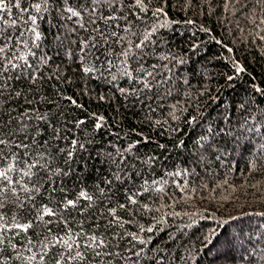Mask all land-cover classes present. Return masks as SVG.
I'll list each match as a JSON object with an SVG mask.
<instances>
[{
    "label": "trees",
    "instance_id": "1",
    "mask_svg": "<svg viewBox=\"0 0 264 264\" xmlns=\"http://www.w3.org/2000/svg\"><path fill=\"white\" fill-rule=\"evenodd\" d=\"M29 2L22 0L24 6ZM70 3L77 6L84 0H70ZM224 4L225 0H211V4L205 0H167L165 5L164 0H152L151 9L165 7L169 21L175 22L158 27L150 38L155 43L149 42L144 50L150 55L131 61L133 68L143 63L149 71H153L152 64L160 65L155 70L161 73L157 79L170 77L166 84L152 92L133 91L141 86L131 84L123 76L118 75L117 81L111 82L109 73H105L107 79H104L86 76L81 71L76 58L77 44L71 41L89 35L100 39L91 32L97 25L88 24L87 13H84V22L88 31L78 29L71 34L67 33L65 25L76 27L74 21L62 20L58 11L41 13L45 18L38 23L43 37L41 47L34 51L37 57L47 54L52 59L45 66L39 59L29 57L33 65H39L41 78L32 83L26 78L31 70L21 75L20 69L5 74L20 75V79L0 78V84L7 85L0 94V125H3L0 133L9 136L6 122L11 114L16 118L10 125L14 131L11 140L31 143V137L35 136L42 144L48 142L38 149H5V152L11 150L21 155L23 151H31L29 159L38 152L43 153L50 168L33 169L38 174L22 181L30 189L39 188V192L25 193L17 185L20 200L8 193L5 206L0 209L10 222L16 216L21 223H33L28 233H7L8 237H14L12 243L17 245L16 251L30 255L24 251L28 238L38 250L40 241L50 235L37 218L38 211L46 205L57 213L55 217L44 218L51 219L47 227L52 233L63 235L61 229L65 228L67 219L74 233L82 226L84 232H95L98 237L111 240L113 245L117 244L114 236H125L119 240V247L113 249L123 257L130 255L127 248L131 237L126 234L139 232L141 225L155 224L152 233H140L142 238L151 237L140 264H264V135L245 134L240 129L245 119L249 125L264 119V95L255 92L253 87L264 88V41L259 38L264 35L260 31L264 25L257 27L259 19L264 18V5L256 0H241V3L230 0L225 9ZM57 5L63 7V0H55L52 8ZM30 11L35 14L34 10ZM123 14L129 16L133 31L143 32L154 24L163 23V17L157 21L151 11L147 15L140 13L142 20L127 10ZM2 15L10 23L19 17V10L13 7L11 13ZM189 20L193 22L187 23ZM117 23L119 27L115 26ZM109 24L111 26L98 21V26L108 36V43L100 51L90 48L87 56L88 62L97 67L100 62L93 60L92 53L100 55L104 49L115 55L105 53L101 61L107 58L119 66L124 59L121 51L127 47L126 40L130 37V33L123 31L126 21H110ZM0 27L15 37L28 25L19 20L17 27L2 23ZM113 31L116 37L111 36ZM56 34L61 35L63 45L55 40ZM28 35L25 33L24 38ZM121 36L126 38L124 42L119 41ZM69 48L73 50L72 58L68 56ZM162 56L169 59L162 60ZM180 60L183 62L179 63ZM165 64L170 72L163 67ZM235 64L244 67L245 72L237 75ZM112 72L117 73V68ZM229 76L233 77L231 81ZM118 87L128 89V94H121ZM169 88L171 95L166 91ZM157 91L159 95L155 94ZM65 97H71L83 107L74 106ZM177 100L180 103L173 109ZM25 109L29 110L31 119L20 116ZM171 112H175L177 118L169 115ZM42 115L47 119H37ZM100 116L103 126L97 130L96 117ZM192 117L196 118L195 122L188 123ZM81 119L85 124L77 128L75 122ZM23 125L28 127L22 131ZM209 126L212 133L208 132ZM54 128L59 131L60 139L54 138ZM261 132L264 133V128ZM201 136L207 139L200 140ZM73 139L83 143L84 149L77 146L73 158L65 163L67 154L58 149L70 146ZM181 140L184 141L182 147L178 146ZM137 141L131 151H123ZM122 159L125 164L120 165L122 171L118 172L112 161L119 163ZM57 168L70 174H57ZM176 172L181 175H170ZM116 174L123 180H116ZM154 180L161 181L162 185L152 187L162 186L164 191L143 192L142 185L147 186L144 182L150 185ZM126 189L143 192L138 199L152 211H143L136 205L129 206L132 211L119 208V204H127ZM81 190L93 196L92 206L82 215L81 206H86L87 201H78L77 208L64 210L60 201L65 195L76 199ZM20 201H24L23 207L19 206ZM110 208H116V216L127 223L118 226L108 215ZM161 218L164 222L156 223ZM109 221H112L111 226ZM189 224L192 226L186 227ZM233 237H236L234 242ZM208 240L212 242L207 243ZM139 247L136 244V248ZM7 256L13 259L6 264H27L14 258L15 252L10 246L0 254V258ZM46 259L52 264L50 257ZM105 261L131 264L119 257H90L88 264H105Z\"/></svg>",
    "mask_w": 264,
    "mask_h": 264
},
{
    "label": "snow or ice",
    "instance_id": "2",
    "mask_svg": "<svg viewBox=\"0 0 264 264\" xmlns=\"http://www.w3.org/2000/svg\"><path fill=\"white\" fill-rule=\"evenodd\" d=\"M55 0H30L27 6L22 4V0H0V23L4 25H8V27H17L19 20H23L25 25H28L23 31L20 32L19 36H13L11 34H7L6 29L0 27V78L4 80H12V79H20V75L13 77L12 75H5L6 73L16 72L17 69L21 70V75H23L24 71L31 70L28 72L27 79H29L32 83H35L41 77L38 75L40 73L39 65H33L29 57H35L39 59L40 63L47 66L52 57L44 54L42 56L37 57V52L34 49H39L41 47L40 41L42 40L43 34L40 30V25L38 23L39 20H43L45 17L41 15V13H49L50 11H58L62 20L74 21L76 27H71L65 25L67 29V33H75L78 29H84L88 31V25L84 22V13H87L89 16L88 24L97 25L91 29V32L96 33L100 39H97L96 35H89L79 41H71L77 44L78 52L76 54V58L78 62L81 64V71L86 75H91L93 78H104L107 79L105 73L111 74V82H115L119 76H123L129 80L131 84L140 85L141 87L133 88L135 92H141L147 90L148 92H152L154 89H157L160 85L166 84L167 80L170 77H165L164 79H157L158 76L161 75L160 72L155 71L160 65L152 64L151 68L153 71H149L144 67L143 63H139L137 68H133L131 65L132 60L140 61L144 56L150 55V53L145 52L144 50L148 47L149 42L155 43V41H151V37L158 30V27H164L167 23H175L174 21H169L167 13L165 11V7L157 6L154 9H151L149 5H151L152 0H84V3H81L77 6H73L70 3V0H63V7L57 5L56 8H52V4ZM206 3L211 4V0H205ZM238 3H241V0H237ZM257 3L264 5V0H256ZM164 4H167V0H164ZM230 0H225V9L229 7ZM106 6V8H105ZM15 7L19 10V17L17 19H13L10 23L9 21L2 15L5 12L11 13L12 8ZM30 10H34L35 14H31ZM125 10L134 13L137 19H143L140 16V13H144L147 15L149 11H151L152 16L160 20L163 17V23L158 25L154 24L150 30H145L143 32L133 31L131 28V21L129 20V16L127 14H123ZM67 13V15H65ZM75 18V19H74ZM126 21L127 26L124 27L123 31L125 33H130V37L127 38L126 43L127 47L122 48L121 55L124 59L120 60L119 66L113 63L110 59H105L101 61V55L107 53V55H115L110 52L108 49H104L100 55H96L92 53L93 60L100 62V66L97 67L95 63H89L87 60V56L89 55V49H96L100 51L103 48L104 44L108 43V36L104 30H102L98 26V21H103L105 25L111 26L109 24L110 21ZM193 21L189 20L187 23H192ZM256 23V21H253ZM264 25V18L259 19L257 27ZM119 27L117 23L115 25ZM208 31L207 29H204ZM261 32H264V28L260 29ZM25 33L29 35L25 37ZM111 36L116 37L117 33L113 31ZM131 37H135L132 39ZM23 38V39H22ZM262 41H264V35L259 37ZM125 37H119L120 42L125 41ZM55 40L58 41L61 45H63V39L60 34H56ZM217 43H220L217 41ZM229 52L232 49H228ZM72 49H68V56L72 58ZM162 60H168V56H162ZM182 63L183 61H178ZM106 65V66H105ZM165 69L169 72L171 69H168V66L163 65ZM235 72L237 75L244 73L245 68L241 67L239 64H235ZM117 68V73H113L112 69ZM99 73V76L96 74ZM134 73H138L134 75ZM151 77V79H149ZM233 79L232 76L228 77V80L231 81ZM187 83V81H185ZM6 84H0V94H2V90L6 87ZM254 91L261 93L264 95V88H260L258 86L253 85ZM118 91L125 96L128 94V89L118 87ZM167 94L171 95V89H167ZM159 95L157 91L155 93ZM17 96L20 95L19 92L16 93ZM71 101V103L76 107H83V105L78 104L71 97H65ZM100 99H104V97H100ZM31 103V101H29ZM180 103L179 100L176 101L172 105L173 109H176L177 105ZM241 107H244L241 105ZM10 119L6 122L9 126V136L6 137L2 133H0V209H3L5 206V200L7 198L8 193H11L14 196H17V185L19 188L23 190L25 193H30L31 191L39 192V188L30 189L27 187L25 183H22L24 178H28L29 180L37 175L38 172H33V169L37 170H50L49 166L45 162V156L43 153H37L36 157L29 159L32 156L31 151H23L22 155L18 152L8 151L5 152V149H20V150H31L33 148H43L48 142L44 141L42 144L40 141L36 139L35 136L31 137V143H25L23 141L16 142L10 139V136L14 134L13 129L10 127L11 122L15 120V117H12L11 114ZM95 115V114H93ZM169 115L175 117V112L169 113ZM20 116L27 117L31 119V115L29 114V110L25 109ZM37 119L45 120L46 116H38ZM196 118L192 117L188 121V123L195 122ZM76 127L79 128L80 125L85 124V120L81 119L75 122ZM159 123V122H158ZM103 126V117H96L95 129L99 130ZM3 127V125H0ZM28 125H23L22 131L27 129ZM264 128V119H261L257 122L248 124V120L245 119L241 125L240 129L245 134H258L264 135L261 132V129ZM222 131V130H221ZM208 132L212 133L213 129L211 126L208 128ZM54 138L60 139V134L57 129H53ZM27 139V137H26ZM66 139V137H65ZM206 136H201L200 140H206ZM199 142V141H198ZM139 141L134 142L128 146L127 149L123 151H131L132 148L136 147V144ZM79 146L81 150L84 149V144L80 143L78 140H71L70 146L59 148L58 151L60 153L67 154V159L65 163H68L73 158L74 152ZM178 146H184V141H180ZM161 148L165 147L164 145H160ZM119 151V150H118ZM108 155H112L109 153ZM112 163L116 164L117 170L122 171L120 165L125 164V160H120L117 163L115 160ZM22 165V166H20ZM254 167V165H253ZM17 174L19 178H17ZM57 174L60 175H69L70 171H65L63 169L57 168ZM170 175H181V173H171ZM128 178L131 179L132 175L129 173ZM115 179L118 181H122L123 177L119 174L115 175ZM111 184V181H108ZM166 183V182H165ZM143 192H163L164 189L162 186L153 188L152 185H162V182L159 180L152 181V184H148L147 181L144 182ZM182 187V186H180ZM55 191V189H52ZM101 194L104 193V189H100ZM127 195V204H119V208L127 209L132 211L129 207L130 205H136L139 209L143 211H152L148 204L143 203L138 199L139 196L143 195L139 189L136 191H130L128 189L125 190ZM28 199H33V197L28 196ZM17 200H20L19 196H17ZM87 201L89 202L86 206H81V215L87 208L92 206L93 196L89 195L86 191L81 190L77 194L76 199H70L65 197L60 201L64 210L68 208L75 209L78 206V201ZM24 201H20L19 206L23 207ZM116 208H110L108 210V215L112 216L116 224L118 226H123L127 221H123L121 217L116 216ZM57 215L56 211L48 206H43L41 210L38 211V220L42 222L47 228V232L50 235H45L43 241H40V247L38 250L36 249V244L33 242L31 238L27 240V247L24 249L25 252L31 253L30 255H24L22 252L16 251L17 245L12 243V238L7 236L9 232H15L16 235L19 233H28L29 229L33 228V223L31 221L27 223H21L19 218L13 216L11 222L9 218L3 211H0V254L5 252L7 246H10L12 250L15 252V259L26 261L27 264H49L46 258L50 257L52 264H73V262H79V264H88L89 258H97V257H119L125 261L131 262V264H140V261L143 259V254L145 252V248L151 241V237L145 239L142 238L140 233L148 232L152 233L156 227L155 224L145 227L141 225L139 228V232H128L126 235L131 237L128 241L130 245L127 248V251L130 253L127 257L121 256V253L118 251H113V249L119 247V240L125 239V236L116 235L113 239L117 240V244L113 245L111 240H106L102 238V236L98 237L95 232L88 234L83 231L81 226V230L77 232H73V229L69 227V221L67 219L64 220L65 228L61 229L63 235H58L52 233V229L47 227L51 224V219L45 220V217H55ZM103 215V213H101ZM163 219H157L156 223H163ZM225 224L228 222L225 221ZM112 221H109V226H111ZM192 225H186V227H191ZM212 232L215 233V229H212ZM218 238V237H217ZM207 239V238H206ZM236 240V237H233V242ZM82 241V242H81ZM212 241L208 240L207 243H211ZM136 244H139L140 247L136 248ZM207 246V244L205 245ZM55 250V251H53ZM135 257V259H134ZM13 259L12 256L2 257L0 258V264H6L7 260ZM105 264H111V261H105Z\"/></svg>",
    "mask_w": 264,
    "mask_h": 264
}]
</instances>
